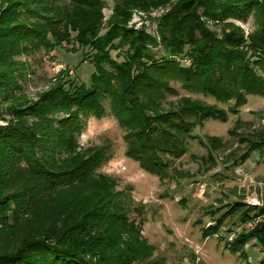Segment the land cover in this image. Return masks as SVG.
Returning a JSON list of instances; mask_svg holds the SVG:
<instances>
[{"label": "trees", "instance_id": "obj_1", "mask_svg": "<svg viewBox=\"0 0 264 264\" xmlns=\"http://www.w3.org/2000/svg\"><path fill=\"white\" fill-rule=\"evenodd\" d=\"M59 1L0 0V264H140L148 257L146 247L126 231L111 194L95 176L104 153L79 145L85 122L109 110L125 133V156L144 172L168 179L165 157L181 158L187 140L199 138L192 136L194 129L227 120L225 110L199 99L169 102L178 96L173 85L236 107L248 96L264 97V0H197L196 6L209 3L210 20L246 23L252 17L255 30L245 36L225 24L223 33L231 31L218 39L197 21L175 19L160 32L170 53L160 60L148 54L145 37L129 41L126 31L119 34V23L99 36L100 0ZM63 22L66 30L57 37L52 32ZM72 34L73 51L92 52L91 85L66 90L64 82L38 102L21 104L18 58L53 53ZM120 38L131 42L132 55H111ZM188 50L191 65L183 66L175 57ZM249 211L262 220L225 242L231 254L245 256L251 242L264 247V206ZM243 221L252 219L245 214ZM221 227H206L204 239L218 236Z\"/></svg>", "mask_w": 264, "mask_h": 264}, {"label": "rangeland", "instance_id": "obj_2", "mask_svg": "<svg viewBox=\"0 0 264 264\" xmlns=\"http://www.w3.org/2000/svg\"><path fill=\"white\" fill-rule=\"evenodd\" d=\"M100 1L102 19L98 22L102 31L99 36L119 23V34L126 31L129 41L140 35V40L145 37L150 42L145 41L148 54L155 60L169 58L160 32L166 31V26L171 27L175 19L197 21V26L202 25L218 39L231 31L223 33L225 24L239 28L245 36L255 30L252 17L246 23L210 20L206 13L209 3L197 7V0ZM59 3L69 4L67 0ZM118 5L126 13H118L123 10ZM65 26L63 22L52 33L62 35ZM195 36L199 37L197 31ZM48 37L51 39L50 34ZM74 38L72 34L70 43H64L53 53L41 51L18 58L23 65L15 76L21 87L20 91L16 90L21 104L38 102L64 82L66 90L76 84L91 85L95 72L92 52L88 48L84 52L73 51L77 47ZM129 41L116 40V50L111 55H132L134 50ZM188 55L192 56L190 50L182 58H175L183 66H189ZM173 88L178 96L168 97L169 102L181 97L199 99L225 110L227 120H210L194 129L192 136L199 138L187 140L186 153L181 158L165 157L169 164L168 179L159 180L144 172L138 163L125 156V133L109 110L103 118L86 120L79 145L104 153L105 160L95 176L111 194L126 231L146 247L148 257L140 264H259L264 258V247L251 242L245 248V256H239L227 251L225 242L260 223L257 212H250L249 208L264 206V97L248 96L244 106L236 107L234 102L218 104L211 98L188 94L179 85ZM235 111L237 115L233 114ZM200 139L204 140L203 144ZM245 214L252 221L244 222ZM215 223L222 226L219 235L205 240L204 229Z\"/></svg>", "mask_w": 264, "mask_h": 264}]
</instances>
